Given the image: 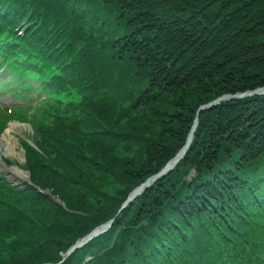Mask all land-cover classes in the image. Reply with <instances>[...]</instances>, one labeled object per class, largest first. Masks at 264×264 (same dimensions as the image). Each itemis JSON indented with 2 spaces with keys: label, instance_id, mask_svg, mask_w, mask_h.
Instances as JSON below:
<instances>
[{
  "label": "trees",
  "instance_id": "16d2710c",
  "mask_svg": "<svg viewBox=\"0 0 264 264\" xmlns=\"http://www.w3.org/2000/svg\"><path fill=\"white\" fill-rule=\"evenodd\" d=\"M53 7L68 16L67 50L80 48L90 66L111 69L101 66L109 78L95 77L114 81L106 83L112 96L82 103L74 117L39 121L46 158L29 149L31 182L83 216L31 189L7 190L11 216L0 219V235L19 239L2 242L9 253L0 264L56 262L58 251L115 213V195H100L99 204L92 200L100 193L78 198L94 184L87 178L120 182L124 196L183 145L200 104L264 85V0H66ZM193 139L171 174L77 251L76 262L64 263L94 251L89 264H169L182 247H211L214 228L228 237L226 225L249 219L264 183V96L201 111ZM129 145L140 147L131 157Z\"/></svg>",
  "mask_w": 264,
  "mask_h": 264
},
{
  "label": "rangeland",
  "instance_id": "374dc122",
  "mask_svg": "<svg viewBox=\"0 0 264 264\" xmlns=\"http://www.w3.org/2000/svg\"><path fill=\"white\" fill-rule=\"evenodd\" d=\"M23 2L24 1H22V4H23ZM107 68H108V66H107ZM108 69L111 70L110 68H108ZM119 103H130V102L125 101V99H123V101H120ZM124 111H126V110H124ZM30 113L31 112H25V114H22V113L13 114L8 119V120H17V122L19 123V126L15 127L12 130L13 131L12 133H13L14 139L16 141V145H17L16 146L17 156H15V157H10V156L2 157V160H3L5 167L16 165L19 168H21L27 172V168L25 167V157H24L25 150H24L22 142H23V140L25 141L26 139H30L32 136H34L32 126H31V122L33 120L37 119V118H35L34 115H30ZM135 118L139 119L136 116H135ZM10 122H13V121H10ZM6 125L7 124L2 125V127L0 126V137H1L2 132H4ZM139 150H140L139 146H132L131 147L129 145V146H127L126 155L131 157L134 154H136ZM21 157L24 159L22 162H20ZM44 158H46V157H44ZM92 160H93V157L91 158L90 161H92ZM4 173L7 176L11 175L8 172H4ZM27 176L29 178L28 172H27ZM91 176H90V178H87V179L92 180L94 182V184H92L90 186V188L88 187V189H86L84 191L80 190V196L78 198L86 197V198L92 200L97 196V194L100 193L98 195L99 199L92 200V201H95L96 203L99 204V203H101L100 201L103 199V197L100 195H104L108 199H113L112 196H114L116 194H120V193H122V191L125 190L124 188H122V183H120V182H118V184H115V185L113 183L108 184L106 180H109V179H107V178L99 180L96 178V175L93 174ZM89 180H86V181H89ZM94 185H96V188L92 187ZM85 187H87V186H84L81 189H83ZM113 200H115V199H113ZM78 223L81 224L82 222L78 220ZM84 224H85V222L83 223V225ZM11 231H13V229ZM4 251H5V254H7V251L6 250H4ZM49 256H51V255H49Z\"/></svg>",
  "mask_w": 264,
  "mask_h": 264
},
{
  "label": "bare ground",
  "instance_id": "6f19581e",
  "mask_svg": "<svg viewBox=\"0 0 264 264\" xmlns=\"http://www.w3.org/2000/svg\"><path fill=\"white\" fill-rule=\"evenodd\" d=\"M61 35H63V31L61 30ZM19 123L18 122H10L7 126V128L4 130V132L1 135V140H0V169L3 168L5 169L8 173L12 174L14 179H20L24 180L27 178V172L24 171L23 169L19 168L16 165L13 166H8L5 167L4 163L2 162V157L3 156H10V157H15L17 156V151H16V141L13 136V129L15 127H18ZM181 155V152L177 154L175 157V160H177ZM23 161V158L21 157L20 162ZM138 190H136L137 192Z\"/></svg>",
  "mask_w": 264,
  "mask_h": 264
},
{
  "label": "water",
  "instance_id": "95a60500",
  "mask_svg": "<svg viewBox=\"0 0 264 264\" xmlns=\"http://www.w3.org/2000/svg\"><path fill=\"white\" fill-rule=\"evenodd\" d=\"M185 150V149H184ZM84 240H87V238H85Z\"/></svg>",
  "mask_w": 264,
  "mask_h": 264
}]
</instances>
